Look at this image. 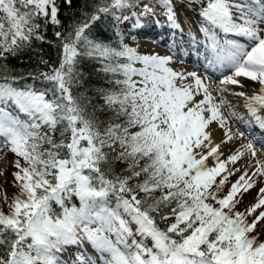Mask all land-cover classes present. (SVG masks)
Here are the masks:
<instances>
[{
	"label": "snow or ice",
	"instance_id": "snow-or-ice-1",
	"mask_svg": "<svg viewBox=\"0 0 264 264\" xmlns=\"http://www.w3.org/2000/svg\"><path fill=\"white\" fill-rule=\"evenodd\" d=\"M192 5L218 77L94 38L180 31L176 0H85L67 26L73 0H0V264H264V0Z\"/></svg>",
	"mask_w": 264,
	"mask_h": 264
},
{
	"label": "trees",
	"instance_id": "trees-1",
	"mask_svg": "<svg viewBox=\"0 0 264 264\" xmlns=\"http://www.w3.org/2000/svg\"><path fill=\"white\" fill-rule=\"evenodd\" d=\"M84 3L85 0H73L72 8L64 9L62 19L65 21V26L72 23L73 17H75L76 19L80 18V13L83 10ZM125 29L126 28H114L113 24L110 21L105 20L96 23L93 28V35L96 40L104 41L106 43H112L113 45H115L119 39L118 33L120 34L122 30L123 35ZM47 38L49 40L56 39L51 29H49L47 33ZM37 46L43 49V56L45 59L49 60V63L55 64L58 62L59 58L57 55V48L54 45L38 44ZM7 64L9 68L14 71V74L25 73L34 70L37 67V61L31 52L21 53L18 57L15 58L9 57ZM40 67L44 68L45 66L40 65ZM81 68L86 78L85 87L91 85H99L101 83L98 76L96 75V69L92 62L85 60L81 64ZM80 91H84V89L81 88ZM9 156L11 157V155ZM119 167L120 165H117V169H119Z\"/></svg>",
	"mask_w": 264,
	"mask_h": 264
},
{
	"label": "rangeland",
	"instance_id": "rangeland-1",
	"mask_svg": "<svg viewBox=\"0 0 264 264\" xmlns=\"http://www.w3.org/2000/svg\"><path fill=\"white\" fill-rule=\"evenodd\" d=\"M195 7H196V5H192V6L187 8V7L184 6V4H177V12H178V17H179L180 23L182 25V29L189 25L188 22H187L188 17H192L193 14H197L196 11L192 10ZM150 27H152L154 29H157L160 32V35H158V37H161V36L165 35V29L164 28L168 27V26H166V25H164L162 23L158 27H156V26H150ZM129 33H130V35H129ZM141 33H142L141 30L137 31L135 29L126 28L124 30L123 35H122V39H124L125 41L129 42L130 44H132V46H135V45L138 44L139 45L138 51L141 52L142 54H144V53H159L161 55H173L174 58H176V57L179 58L177 60V64L182 62L183 66L186 67L187 70H189V71L195 70L198 73H201V74H204V75L208 74L201 67H197V63L195 61H194V63H195L194 64V63H192V62H190L188 60H185L184 58L179 56L178 52H180V51L176 48V45H179L180 42L182 43L181 40L184 39L183 34H181L179 31L176 30V34H177L178 38L174 40L175 42H173V39H170L168 41V45L167 46L162 45L160 43H157L154 40H152L151 38H143L145 36L143 34H141ZM186 35H188V34H186ZM169 45L171 47H173V48H171ZM170 49H175V51L174 52H170L169 51ZM182 50L184 51V49H182ZM188 58L192 59L194 57L191 56V57H188ZM215 74L216 73L213 74L214 78L218 77V74H216V75ZM245 84L248 87H250V88L251 87H255V85L248 84L247 81H245ZM234 126L235 127H240V125H234ZM241 130H244V129L241 127ZM5 151H6V149H5ZM8 159L11 160V157L8 156ZM8 171L9 172L12 171L11 167L8 168ZM233 179H235V178H233ZM3 183H4V178L2 176H0V185H3ZM9 191H11V190H9ZM256 195H257L256 191L253 190V191H251V193L249 195L245 196V198H244L245 206L251 205L252 203H255Z\"/></svg>",
	"mask_w": 264,
	"mask_h": 264
},
{
	"label": "bare ground",
	"instance_id": "bare-ground-1",
	"mask_svg": "<svg viewBox=\"0 0 264 264\" xmlns=\"http://www.w3.org/2000/svg\"><path fill=\"white\" fill-rule=\"evenodd\" d=\"M187 22L189 25L183 29L181 25V30L179 31L184 36V39L181 40L182 43L180 42L179 45H176V48L180 51L179 53H182V55L185 56H193L195 62L200 64L202 68L207 67L208 70L214 71L216 74H218V76H220V71L213 68H208L207 64L204 62V40L202 38L198 39V37H201V34L196 31L197 25L199 23L197 14H193L192 17H188ZM149 25L158 27L157 25L151 23L147 24L146 26ZM182 49H184V51ZM238 110L242 111V108L238 106ZM253 134L257 139H260L262 136H264V133H262L259 129H254Z\"/></svg>",
	"mask_w": 264,
	"mask_h": 264
}]
</instances>
